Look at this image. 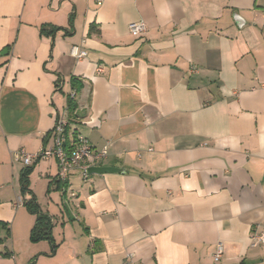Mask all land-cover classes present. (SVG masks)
<instances>
[{"label": "crops", "instance_id": "0c3cea01", "mask_svg": "<svg viewBox=\"0 0 264 264\" xmlns=\"http://www.w3.org/2000/svg\"><path fill=\"white\" fill-rule=\"evenodd\" d=\"M58 114L119 171L61 184L41 161L22 195L13 153ZM0 223V264H264V0H0Z\"/></svg>", "mask_w": 264, "mask_h": 264}, {"label": "built area", "instance_id": "2783aa9c", "mask_svg": "<svg viewBox=\"0 0 264 264\" xmlns=\"http://www.w3.org/2000/svg\"><path fill=\"white\" fill-rule=\"evenodd\" d=\"M101 2L102 0H96L97 5H100ZM128 32L133 37H139L146 32V26L141 21L133 22L128 25ZM70 55L79 60L86 57V52L78 46H73L70 50ZM190 72L193 73L196 70L192 68ZM74 95L75 92L72 91L70 98ZM67 124L65 116L58 114L49 136L51 144L48 146L42 145L33 154H28L23 149H19L13 153V159L22 161L25 166H31L41 161L55 160L57 168L56 180L61 184H65L68 181V177L73 171H78L81 177L86 179L89 175L88 169L98 166L107 157V147L103 146L99 150H94L88 141L80 135H76L69 144L65 136ZM21 202V199H18L17 203L21 204ZM251 240L253 245L259 244L264 247V231L253 233ZM222 251L221 244H217L213 254L215 263L219 261Z\"/></svg>", "mask_w": 264, "mask_h": 264}, {"label": "trees", "instance_id": "16d2710c", "mask_svg": "<svg viewBox=\"0 0 264 264\" xmlns=\"http://www.w3.org/2000/svg\"><path fill=\"white\" fill-rule=\"evenodd\" d=\"M69 26L72 27L71 19L69 22ZM59 29L60 28H55L53 26H42L39 29V34L52 36L54 32L58 31ZM71 83H72V89L75 91L78 90V88L80 87L79 82H77L75 79H72ZM68 109H70L71 111L73 110L72 99L69 97H68ZM49 136L50 134L47 135V137H45V139L43 140L44 143L46 142ZM32 167L33 165L26 166L20 175V188H21L22 195H24L27 192V188L29 184L28 176L32 171ZM21 201H22L21 204L27 208L28 212L35 216V222H34L33 227L30 230L29 240L32 243H37L40 241H47L52 247L51 252L54 253L56 249V245L53 243V239L51 235V231L53 227L51 218L39 210L38 205L36 204L33 196L30 197L28 201H25V200H21ZM0 227L5 229V225L2 223H0ZM7 255L8 253L4 254V256H7Z\"/></svg>", "mask_w": 264, "mask_h": 264}, {"label": "water", "instance_id": "95a60500", "mask_svg": "<svg viewBox=\"0 0 264 264\" xmlns=\"http://www.w3.org/2000/svg\"><path fill=\"white\" fill-rule=\"evenodd\" d=\"M119 170L116 168H112V167H98V166H94V167H90L88 169V173L89 174H105V173H116Z\"/></svg>", "mask_w": 264, "mask_h": 264}, {"label": "rangeland", "instance_id": "374dc122", "mask_svg": "<svg viewBox=\"0 0 264 264\" xmlns=\"http://www.w3.org/2000/svg\"><path fill=\"white\" fill-rule=\"evenodd\" d=\"M19 205V204H18Z\"/></svg>", "mask_w": 264, "mask_h": 264}]
</instances>
